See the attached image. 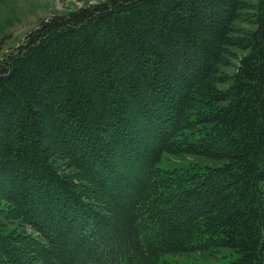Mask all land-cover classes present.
<instances>
[{"label":"trees","instance_id":"trees-1","mask_svg":"<svg viewBox=\"0 0 264 264\" xmlns=\"http://www.w3.org/2000/svg\"><path fill=\"white\" fill-rule=\"evenodd\" d=\"M263 186L264 0H110L0 57V264H264Z\"/></svg>","mask_w":264,"mask_h":264},{"label":"rangeland","instance_id":"rangeland-1","mask_svg":"<svg viewBox=\"0 0 264 264\" xmlns=\"http://www.w3.org/2000/svg\"><path fill=\"white\" fill-rule=\"evenodd\" d=\"M108 1L110 0H1L0 48L2 51L0 57L10 53L20 45L24 41L25 36L33 31L40 21L66 16L69 13L78 11L80 8ZM237 28L244 31L252 30V27L247 23L238 24ZM242 56L243 54L239 51L230 50V53L225 58V67L220 69L222 79L232 76ZM140 124L141 122H139ZM113 134L116 141H118L119 137H117V134ZM147 145L151 146L152 142L147 143ZM162 160L159 167L164 170H169L176 166H187V164H199L206 167H218L221 164L220 162L186 156H164ZM262 190L264 193V186ZM234 259L235 255L230 250L217 249L203 254L166 256L163 258L167 264H227Z\"/></svg>","mask_w":264,"mask_h":264}]
</instances>
